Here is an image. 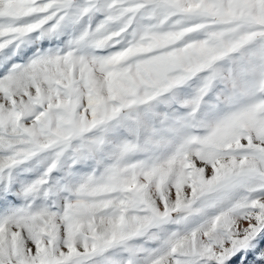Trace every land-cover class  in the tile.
<instances>
[{
  "label": "snow or ice",
  "instance_id": "1",
  "mask_svg": "<svg viewBox=\"0 0 264 264\" xmlns=\"http://www.w3.org/2000/svg\"><path fill=\"white\" fill-rule=\"evenodd\" d=\"M0 264H264V0H0Z\"/></svg>",
  "mask_w": 264,
  "mask_h": 264
}]
</instances>
